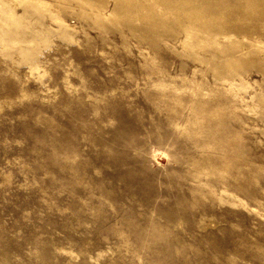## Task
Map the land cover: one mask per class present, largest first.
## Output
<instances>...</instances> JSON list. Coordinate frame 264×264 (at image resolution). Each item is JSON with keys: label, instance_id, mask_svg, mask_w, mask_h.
Listing matches in <instances>:
<instances>
[{"label": "rangeland", "instance_id": "rangeland-1", "mask_svg": "<svg viewBox=\"0 0 264 264\" xmlns=\"http://www.w3.org/2000/svg\"><path fill=\"white\" fill-rule=\"evenodd\" d=\"M0 264H264V0H0Z\"/></svg>", "mask_w": 264, "mask_h": 264}]
</instances>
